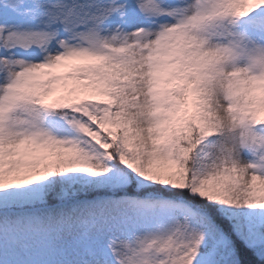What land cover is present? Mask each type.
<instances>
[{"label": "snow or ice", "instance_id": "6c2138e0", "mask_svg": "<svg viewBox=\"0 0 264 264\" xmlns=\"http://www.w3.org/2000/svg\"><path fill=\"white\" fill-rule=\"evenodd\" d=\"M0 264H264V0H0Z\"/></svg>", "mask_w": 264, "mask_h": 264}]
</instances>
